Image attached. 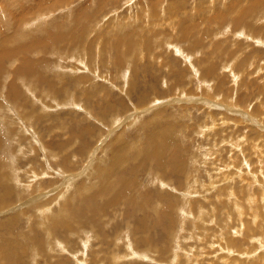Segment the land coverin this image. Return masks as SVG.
Segmentation results:
<instances>
[{"label":"rangeland","instance_id":"rangeland-1","mask_svg":"<svg viewBox=\"0 0 264 264\" xmlns=\"http://www.w3.org/2000/svg\"><path fill=\"white\" fill-rule=\"evenodd\" d=\"M263 11L264 0H0L13 57L0 59V264H264ZM75 26L61 54L39 45ZM24 31L39 46L23 51ZM165 121L178 174L126 164L102 191V170L125 159L117 142L138 150Z\"/></svg>","mask_w":264,"mask_h":264},{"label":"bare ground","instance_id":"bare-ground-1","mask_svg":"<svg viewBox=\"0 0 264 264\" xmlns=\"http://www.w3.org/2000/svg\"><path fill=\"white\" fill-rule=\"evenodd\" d=\"M68 1V0H67ZM40 8V7H39ZM5 10V9H4ZM3 10V11H4ZM2 11V12H3ZM1 12V13H2ZM264 12V11H263ZM262 12V13H263ZM21 14V13H20ZM23 14V13H22ZM261 14V13H260ZM8 16V15H7ZM11 16V15H10ZM18 16V15H17ZM13 18V17H12ZM76 19H77V17H76ZM80 20L81 19H78L76 22L79 24V22H80ZM243 19L242 18H238L237 19V21L238 22H241ZM14 21V20H13ZM12 21V22H13ZM209 22V21H208ZM4 23V22H3ZM33 23V22H32ZM6 24H7V21H6ZM21 24V23H20ZM5 25V24H4ZM14 26V25H13ZM68 26H73V24H72V22H70V24L68 25ZM77 26H75V27H73L72 29H68V27H67V30H66V32L65 33H63V34H61V32L59 33V32H57L59 35H57L56 33H52L53 35H51V44H50V40H48V38H47V40H44L43 42L41 41V40H43V39H41L40 41H41V43H44L43 45L42 44H40L39 43V45H41V46H46L47 44H49V46H51L52 45V48L53 47H56L55 48V50L57 49V53L58 54H61V52L64 50V47H65V44H64V46H63V48H61L62 47V43H64V42H68L69 44L70 43H72L73 42V39H72V36H73V34L76 32V30H77V28H76ZM2 28V27H1ZM3 29V28H2ZM2 29H0V30H2ZM22 29V28H21ZM26 29V28H25ZM56 30V29H55ZM235 32L237 31V28H234L233 29ZM17 32H19V31H17ZM22 32V31H21ZM24 32H26V31H24ZM31 32V31H30ZM68 32V33H67ZM32 33V32H31ZM211 33V32H210ZM247 34L248 33V31L247 30H242V34ZM13 34V33H12ZM182 35H184L185 33H183V31H182V33H181ZM14 35V34H13ZM18 35H19V33H18ZM212 35V34H211ZM9 36V35H8ZM50 36V35H49ZM10 38H11V36H9ZM16 38V37H15ZM39 38V37H38ZM256 38V37H255ZM13 39H14V37H13ZM44 39H46V37L44 38ZM257 40H259L258 38H256ZM39 40V39H38ZM8 41H9V38L7 37V35H6V33L4 34V33H0V59L2 60V59H6L8 56L10 57V59L11 60H9V61H12L13 60V57H12V54L11 53H9V51H8V49H9V47L7 48V46L8 45H10V44H7L8 43ZM45 41H46V43L47 44H45ZM48 41V42H47ZM139 41V40H138ZM179 41H184V36L182 37V39L181 40H179ZM188 41V40H187ZM211 41H213L212 39H211ZM16 42L17 43H19L20 44V48L23 50V51H25V52H27L28 50L29 51H31L34 47H36L38 44V42H37V39L35 38V37H31L27 32L26 33H22L20 36H19V38L16 40ZM37 42V43H36ZM119 42H121V44H126V45H130V42L131 41H129V42H127V41H119ZM119 42L115 45V46H119ZM9 43H11V40H10V42ZM35 43H36V45H35ZM67 43V45H69ZM134 43V42H133ZM62 44V45H61ZM121 44H120V46H121ZM168 46H172V41L170 42V41H168V43H166ZM38 45V46H39ZM117 46V47H118ZM147 46V45H146ZM197 46H200L199 45V43H193V47H195V48H198ZM19 47V46H18ZM48 47V46H47ZM45 48L44 47V51H47V50H49L48 48ZM132 47V46H131ZM194 48V49H195ZM118 49H119V47H118ZM117 49V50H118ZM133 49V48H132ZM199 49V48H198ZM10 50V49H9ZM53 50V49H52ZM147 50V49H146ZM18 50H16V52H17ZM77 51H83V50H81V49H77ZM121 51V50H120ZM25 52H24V54H25ZM119 52V51H118ZM129 52H131V50L129 51ZM128 52V53H129ZM149 52V51H148ZM23 53V52H22ZM83 53V52H82ZM102 53H104V52H102ZM127 53V54H128ZM150 53H151V51H150ZM153 53V52H152ZM151 53V54H152ZM15 54V53H14ZM19 54V51H18V53H17V55ZM21 54V53H20ZM19 54V55H20ZM78 55H79V53H77ZM131 54V53H130ZM27 55V54H26ZM48 55V54H47ZM118 56V58L119 57H121V56H119V53L117 54ZM22 56V55H21ZM53 56V55H52ZM140 56V55H139ZM144 56V55H143ZM24 57H25V55H24ZM137 57V56H136ZM16 59V58H15ZM14 59V60H15ZM28 59V58H27ZM26 59V60H27ZM187 59V58H186ZM0 60V61H1ZM3 60V61H4ZM7 60V59H6ZM23 60H25V59H23ZM30 60L28 59V64L30 63L29 62ZM32 61V60H31ZM36 61V60H35ZM41 61V60H40ZM124 61H126V60H124ZM26 62V64H27V61H25ZM24 62V63H25ZM117 62H118V60H117ZM0 63H2V61L0 62ZM6 63V62H5ZM9 64H11L10 62H8ZM23 63V64H24ZM119 63V62H118ZM133 63V62H132ZM25 64V65H26ZM27 64V65H28ZM38 65L39 63H35L34 62V66L35 65ZM121 64H123V63H121ZM0 65H2V64H0ZM30 65L31 66H33L32 65V63H30ZM9 66H11V65H9ZM15 66V65H14ZM20 66H24V65H20ZM29 66V65H28ZM33 66V67H34ZM135 66V65H134ZM38 67V66H37ZM3 68V67H2ZM17 68V67H16ZM30 68V67H29ZM32 68V67H31ZM35 69H36V66L34 67ZM33 68V70L31 71V70H29L28 72H26V73H28V74H30V76L31 77H28L29 75L27 74H25L26 75V77H25V75L24 76H20V81L22 80V81H24V82H22V83H25V81H29V80H31V78H32V76H33V74H34V69ZM4 69V68H3ZM8 69V68H7ZM15 69V68H14ZM18 69V68H17ZM9 70V69H8ZM7 70V71H8ZM11 70V69H10ZM24 70V69H23ZM36 70H38V69H36ZM6 71V72H7ZM15 71H16V69H15ZM1 72V71H0ZM18 72V71H17ZM12 73V72H11ZM180 73V72H179ZM178 73V74H179ZM13 74V73H12ZM18 74V73H17ZM15 74H13L12 76H14ZM37 76H39V77H35V79H36V81L35 82H42V81H44L45 79H43L42 77H41V75L42 74H36ZM35 75V76H36ZM9 76V75H8ZM16 77V76H15ZM18 77V76H17ZM34 78V77H33ZM18 79V78H17ZM15 81V80H14ZM32 82H33V80H32ZM27 83V82H26ZM25 83V84H26ZM9 84V83H8ZM15 84V83H14ZM21 84V83H20ZM25 84H23V85H25ZM29 84V83H28ZM30 84H32V83H30ZM13 85V84H12ZM44 85V84H43ZM45 85H49V83L45 80ZM21 86V85H20ZM26 86V85H25ZM37 86V85H36ZM12 87V89L13 90H15V85H14V87L13 86H11ZM24 87V86H23ZM27 87V86H26ZM31 87H33V86H31ZM48 87V86H47ZM51 87V86H50ZM152 87V86H151ZM19 88V87H18ZM36 88H39V87H36ZM155 88V87H154ZM207 88V87H206ZM29 89V88H28ZM31 89V88H30ZM29 89V90H30ZM48 89V88H47ZM54 89V88H53ZM53 89H52V91H53ZM136 89V88H135ZM208 89V88H207ZM42 90V89H41ZM43 90H45V89H43ZM48 91V90H47ZM56 91V90H55ZM21 92V91H20ZM23 93V92H22ZM27 93V92H26ZM33 93V92H32ZM44 93V92H43ZM35 94V93H34ZM48 94V93H47ZM50 94V93H49ZM29 95V94H28ZM41 95H42V92H41ZM13 99H15V98H18V97H20V98H22L21 97V94L20 93H12L11 95H10ZM26 96V95H25ZM142 97V96H141ZM19 99V98H18ZM18 101V100H17ZM27 101V100H26ZM21 104H23V102H21L20 103V106H21ZM24 105H25V103H24ZM22 107V106H21ZM24 108V107H23ZM158 112V111H157ZM161 117V116H160ZM170 117V116H169ZM157 118V117H156ZM159 118V117H158ZM162 118V117H161ZM166 118H168L167 116H166ZM20 119V118H19ZM165 119V118H164ZM103 120H105V119H103ZM112 120V119H111ZM148 120V119H147ZM164 121V120H163ZM106 122V121H105ZM171 122H167V121H165V122H161L160 123V125H159V127L157 128L156 127V129H154V130H152L151 129V131H150V135L147 137L146 136V138L147 139H145L142 143H140L141 144V147L138 149V150H136L134 147L133 148H131V149H127V147L125 146V143H123V142H117V144H116V146H114L115 148H116V150L117 149H120V152H121V154L125 157V159L124 158H122V159H120V158H116L115 159V161H121V162H119L117 165H115L114 164V161H113V164L111 165V166H107L106 165V167L102 170V173H101V175H100V177H101V181H102V184H103V188H102V191H106L107 190V188H106V184H107V177L110 175V173L112 174V173H114L116 170H122V171H127V169H126V164L128 165V167L129 168H131V170H130V172H132V170H136L137 168H140V169H144L145 171H149V172H154V173H158V174H163L165 171H168V169H170L169 171H174V173H176V174H178V172L175 170V169H173L172 167H173V165H172V160H173V158L171 157V159L169 160L168 159V157L166 156V153L168 152V148H169V146H170V144H171V141H169V139H172V124H170ZM109 125V124H108ZM158 126V125H157ZM123 128V127H122ZM150 128V127H149ZM150 130V129H149ZM80 132V131H79ZM82 132V131H81ZM87 135V134H86ZM135 139V138H134ZM136 150V151H135ZM138 151V152H137ZM49 152V151H48ZM115 152V151H114ZM118 152V151H117ZM82 153V152H81ZM124 153V154H123ZM50 155V154H49ZM178 155H180V154H178ZM54 156V155H53ZM177 156V155H176ZM178 157V156H177ZM176 158V157H175ZM114 159V158H113ZM18 160H20L19 158H18ZM122 160L124 161L123 163H122ZM63 161V160H62ZM147 161H149V163L147 164ZM15 162V161H14ZM139 162V163H138ZM66 163V162H65ZM125 165V166H124ZM152 165H156L155 166V168L152 170V171H150L149 170V167H152ZM21 166V165H20ZM28 166V165H27ZM121 166H123V167H121ZM68 167V166H67ZM70 167V166H69ZM74 167V166H73ZM121 167V168H120ZM18 168V167H17ZM27 168V167H26ZM72 169V168H71ZM17 170H19V169H17ZM22 172V171H21ZM128 172V171H127ZM134 172V171H133ZM7 174V173H6ZM35 174H33V176H34ZM79 175V174H78ZM113 175V174H112ZM19 177H21L20 175H19ZM42 177V176H41ZM118 177H119V174H118ZM125 177V176H124ZM22 178V177H21ZM63 178H65V177H63ZM120 178V177H119ZM111 179V182H110V186L112 187L113 185H111L114 181H115V179L114 178H110ZM130 179V178H129ZM155 179V178H154ZM19 180V179H18ZM170 180V179H169ZM127 181H125V180H123V181H121V182H117V188L118 189H120L119 191H121V194L126 190V183ZM44 183V182H43ZM64 183V182H63ZM68 183V182H67ZM18 184V183H17ZM16 184V185H17ZM69 184V183H68ZM161 184V183H160ZM41 186V185H40ZM63 186V185H62ZM164 186V185H163ZM58 189V188H57ZM57 189H55V190H57ZM72 189V188H71ZM94 190V189H93ZM70 191H72V190H70ZM69 192V191H68ZM50 193H51V191H50ZM127 193H128V191H127ZM95 194V193H94ZM119 194V193H118ZM47 195V194H46ZM101 195V194H100ZM48 196V195H47ZM43 197V196H42ZM64 197V196H63ZM34 198V197H33ZM65 198V197H64ZM35 199V198H34ZM36 199H38V197L36 196ZM46 199V198H45ZM113 200V199H112ZM111 200V201H112ZM30 201H31V199H30ZM29 201V202H30ZM32 202V201H31ZM112 202H114V200L112 201ZM31 204V203H30ZM34 204V203H33ZM96 205H98V204H96ZM107 205H108V203H107ZM110 205V204H109ZM99 206V205H98ZM94 207V206H93ZM97 207V206H96ZM102 206H100V208H101ZM107 207V206H106ZM103 208V207H102ZM44 210V209H43ZM48 211V210H47ZM96 211V210H95ZM52 212V211H51ZM72 213V212H71ZM93 213V212H92ZM97 213V212H96ZM48 214V213H47ZM101 215V214H100ZM153 216V215H152ZM44 217H45V215H44ZM48 217V216H47ZM15 218H17V217H15ZM94 218V217H93ZM97 218H99V217H97ZM98 220V219H97ZM142 220V219H141ZM78 221V220H77ZM94 222V221H93ZM93 225V224H92ZM68 226V225H67ZM59 227V226H58ZM70 227V226H69ZM72 234V233H71ZM87 234V233H86ZM10 235H12V234H10ZM85 235V234H84ZM14 236V235H13ZM12 237V236H11ZM56 237H57V235H56ZM16 238V237H15ZM86 240V239H85ZM129 240V239H128ZM13 242V241H12ZM58 242V241H57ZM8 243V242H7ZM38 243V242H37ZM86 243V242H85ZM5 248V247H4ZM24 248V247H23ZM58 250H59V248H58ZM1 251V250H0ZM29 251V250H28ZM56 251V250H55ZM55 251H54V253H55ZM132 252H133V250H132ZM3 253H4V251H3ZM6 254V253H5ZM8 254V253H7ZM25 254H27V253H25ZM142 254H143V252H142ZM11 255V254H10ZM9 256V255H8ZM32 256V255H31ZM39 256V255H38ZM134 256H136V254L134 255ZM146 256V255H145ZM11 257V256H10ZM9 257V258H10ZM24 257V256H23ZM52 258V257H51ZM11 259V258H10ZM43 259V258H42ZM179 259V258H178ZM11 260H14V259H11ZM2 261V260H1ZM18 261V260H17ZM53 261V260H52ZM45 262V261H44ZM16 263V262H15ZM49 264V263H48Z\"/></svg>","mask_w":264,"mask_h":264}]
</instances>
